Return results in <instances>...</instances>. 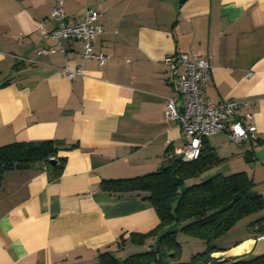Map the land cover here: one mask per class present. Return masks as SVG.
Returning a JSON list of instances; mask_svg holds the SVG:
<instances>
[{
	"label": "crops",
	"instance_id": "0c3cea01",
	"mask_svg": "<svg viewBox=\"0 0 264 264\" xmlns=\"http://www.w3.org/2000/svg\"><path fill=\"white\" fill-rule=\"evenodd\" d=\"M55 2L0 0V146L54 139L65 156L55 177L45 164L2 173L0 264H93L104 250L121 261L159 239L132 240L159 222L146 192L102 181L156 171L185 142L163 114L165 97L177 95L164 58L180 51L209 59L203 94L247 101L258 135L241 144L224 131L207 135L204 145L221 160L185 183L244 171L264 197V0H63L70 21L99 11L104 31L92 51L107 54L104 62L84 58L79 39L43 37ZM45 46L55 49L38 51ZM64 66L82 71L69 77ZM261 216L264 209L215 240L222 258L264 252V232L250 225Z\"/></svg>",
	"mask_w": 264,
	"mask_h": 264
},
{
	"label": "trees",
	"instance_id": "16d2710c",
	"mask_svg": "<svg viewBox=\"0 0 264 264\" xmlns=\"http://www.w3.org/2000/svg\"><path fill=\"white\" fill-rule=\"evenodd\" d=\"M202 139L200 155L193 160L177 159L156 171L145 174L104 179L103 187L118 191L146 192L144 197L152 204L159 218L158 224L143 234H133L132 240L144 242L147 237L159 239L148 248L131 253L119 261L109 250L99 253L93 264H264V252L244 253L215 259L213 251L222 250L215 240L221 237L239 219L264 209V197L254 190V182L244 171L228 175L216 174L197 182L186 184L188 178L198 176L219 158ZM60 146L54 139L40 141H16L0 146V178L11 167L46 165L53 177L58 176L65 163L60 156ZM50 157L56 161L50 162ZM182 185V189L179 186ZM176 224L175 230L162 232L167 226ZM264 232V216L250 225ZM200 239L204 247L190 254L189 259H180L182 243L178 232Z\"/></svg>",
	"mask_w": 264,
	"mask_h": 264
},
{
	"label": "built area",
	"instance_id": "2783aa9c",
	"mask_svg": "<svg viewBox=\"0 0 264 264\" xmlns=\"http://www.w3.org/2000/svg\"><path fill=\"white\" fill-rule=\"evenodd\" d=\"M55 19L50 30L43 31V37L59 44L63 38L81 40L82 56L92 57L100 62L107 59V54L92 51L94 37L104 31V24L98 19L99 11L86 8L79 20L67 19L63 0H56L49 12ZM55 46H45L38 51L48 52ZM60 50H64L59 47ZM164 62L168 66L167 81L177 95L165 97L163 114L176 119L185 142L174 149V154L188 161L200 155L202 139L216 131H224L229 140L241 144L246 139H257L255 125L250 121L252 112L247 109V101L226 98L214 101L203 94V87L210 77V61L207 57L186 51L166 55ZM61 71L73 77L82 71L81 67L64 66Z\"/></svg>",
	"mask_w": 264,
	"mask_h": 264
},
{
	"label": "rangeland",
	"instance_id": "374dc122",
	"mask_svg": "<svg viewBox=\"0 0 264 264\" xmlns=\"http://www.w3.org/2000/svg\"><path fill=\"white\" fill-rule=\"evenodd\" d=\"M239 231H240L239 227L231 230L224 237H222V238H225L223 240V242H226L227 240L232 239V237L236 236L239 233ZM178 238L183 245V251H182V255H181L180 259L187 260V259H189L190 254L192 252L200 251L204 247V244L201 242L200 239L187 236L180 231L178 232ZM238 249H240V248H238Z\"/></svg>",
	"mask_w": 264,
	"mask_h": 264
},
{
	"label": "water",
	"instance_id": "95a60500",
	"mask_svg": "<svg viewBox=\"0 0 264 264\" xmlns=\"http://www.w3.org/2000/svg\"><path fill=\"white\" fill-rule=\"evenodd\" d=\"M177 159H180V156H177ZM56 159L54 157H50V162L54 163ZM182 189V185L179 186ZM211 256L215 259H220L224 256V252L222 250L213 251Z\"/></svg>",
	"mask_w": 264,
	"mask_h": 264
},
{
	"label": "bare ground",
	"instance_id": "6f19581e",
	"mask_svg": "<svg viewBox=\"0 0 264 264\" xmlns=\"http://www.w3.org/2000/svg\"><path fill=\"white\" fill-rule=\"evenodd\" d=\"M238 248H242V246L241 247H238ZM238 248H236V249H238Z\"/></svg>",
	"mask_w": 264,
	"mask_h": 264
}]
</instances>
